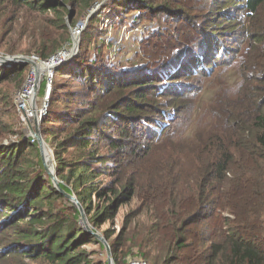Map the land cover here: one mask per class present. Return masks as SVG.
<instances>
[{
    "label": "trees",
    "instance_id": "1",
    "mask_svg": "<svg viewBox=\"0 0 264 264\" xmlns=\"http://www.w3.org/2000/svg\"><path fill=\"white\" fill-rule=\"evenodd\" d=\"M188 1L107 0L101 11L116 19L118 35L126 25L148 27L141 41L129 39L139 63L127 65L131 71L110 65L118 35L94 39L95 18L81 36L79 55L54 73L43 135H61L53 142L61 189L76 191L96 229L144 192L143 180L151 176L144 195L162 191L168 210L154 216L151 228L170 222L164 238H154V264H264V0ZM97 2L1 0L7 6L0 18L11 8L32 19L17 20L0 49L49 61L72 47L76 10ZM149 22L157 23L154 30ZM235 63H243L241 85L232 95L219 91L209 113L200 114L202 79ZM30 70L0 66V86L15 81L22 87ZM9 135L0 122V264H108L86 249L103 245L48 176L38 141L5 145ZM106 177L117 179L98 187ZM144 233L137 242L151 245ZM105 236L119 264L129 241ZM130 241L141 249L136 259L148 262L142 245Z\"/></svg>",
    "mask_w": 264,
    "mask_h": 264
},
{
    "label": "rangeland",
    "instance_id": "2",
    "mask_svg": "<svg viewBox=\"0 0 264 264\" xmlns=\"http://www.w3.org/2000/svg\"><path fill=\"white\" fill-rule=\"evenodd\" d=\"M1 1V0H0ZM103 1V2H102ZM104 2V0H99V2H97L95 5L97 4H102ZM192 6H193V2L194 0L188 1ZM205 0H199V5H204ZM95 5L89 10V11H78L76 10V15L74 18V21L77 22V25L83 24L85 25V28L87 29L89 24H91V22L98 17L97 21L95 22V24L93 25V32H95L96 37L94 39H98L97 35L100 34V41H102V34H103V38L106 41L111 40L112 38H114L116 35H118V29L115 27V22L116 19L113 20L111 22V25H109V27H105L104 25V12L101 11V8L99 9V11H97V13H95L94 17L90 20H88L89 14L93 12ZM6 5H1L0 4V8L2 7L3 9L5 8ZM194 12H196L194 10ZM199 14V11L196 12V15ZM101 17V19H99V17ZM32 19V16L27 14L24 11L21 12H13L10 8L9 13H6L2 18H0V41L2 39V37L4 38V40L6 39V37H9L11 32L14 30L15 28V22L17 20L22 21V24H24L25 22H29ZM71 22H70V26H71ZM156 22H149L147 23V25L150 27L151 30H154L156 27ZM75 28V27H74ZM143 28V27H141ZM85 29V31H86ZM133 29H131L129 27V25L124 26L123 28L120 29V35H118L117 39L115 40V43L113 45V47L111 46V56L113 61L110 65L113 66H117L119 67L122 71H131L130 69H132L131 67H127V65H132V64H137L139 63V57H137L138 52H135V47H134V43H131V40H126V37H133L134 34H132ZM19 35L18 37H20V34L23 33V31L18 32ZM102 33V34H101ZM83 35V34H82ZM186 43L185 46H189L186 41H184ZM5 46V45H3ZM27 45L24 44L23 48H26ZM73 48V47H70ZM81 48V47H80ZM117 49H122V53H118ZM81 50V49H80ZM5 49H0V55L4 54ZM63 55V57H61ZM60 57H58L56 60L48 63L50 66L54 65H60V63H63L64 61H67V58L69 56V54H62ZM79 55V54H78ZM4 56H11V55H6L4 54ZM127 59V60H126ZM145 59V58H144ZM128 60H130V62H128ZM146 60V59H145ZM147 61V60H146ZM241 61V60H239ZM122 62V64H121ZM243 63H235L232 67L233 68H224V67H219L217 69V71L215 72L214 75L209 76L206 79H202L205 82V89L202 91V93L199 95L201 96L199 98V96L197 97L198 101H197V108H198V112H200V114H208L210 109L213 107V104L215 102L216 99V95L219 93V91L222 90V92H224L225 90H228V94L232 95L234 93L235 90H237V88L241 85V74H240V66ZM26 66V65H23ZM28 66V65H27ZM30 66V65H29ZM14 67V66H13ZM31 69L34 68L32 66H30ZM63 67V66H61ZM12 68V67H9ZM67 76V74L65 75ZM66 78V77H64ZM40 81H41V86L42 84H46V80H45V72L41 73L40 75ZM234 84V85H232ZM22 86V85H21ZM22 87H18L16 85V82L13 81L10 84H5V85H1L0 86V122L1 124H5L6 126H8L9 130H10V135L7 136L4 139V144L8 145V144H14L18 141H20V139L22 138H26V139H31L35 138V131L37 129L36 126V120L38 118V109L41 108V105L43 104L44 101V96L46 94V90L47 88H43L42 86V90L40 89L39 93H38V100L35 98V117L33 118H28L24 115L23 112L19 111L18 108V104H17V97L19 94V91ZM71 89H77L76 86H71ZM67 91V88H64V90H61V92H65ZM49 107H48V111L50 109V99H49ZM32 106L30 100L27 102V107L30 108ZM48 116V114H47ZM47 116L44 119L47 118ZM43 120L41 122L40 125V130H41V134L43 135V130H44V123ZM201 126V124H200ZM193 132H196V127H194ZM54 134V133H53ZM50 135V137L43 135V138L45 140L46 143V147H47V157H44V162L45 164L48 163L49 164V171L53 172L55 175V178L57 180V182H59V184H61V180L58 177L57 174V169H58V157L55 151V145L53 144L55 138L59 137L60 134L56 135ZM65 136H62V138ZM180 137V134L178 137L174 138V140H177ZM61 138V135H60ZM52 139V142L49 140ZM158 142V140L155 141V143ZM32 144V142H31ZM163 150V147H161V152ZM43 159V158H42ZM48 174V172H47ZM48 176H50L48 174ZM51 177V176H50ZM117 178L114 177H106L103 182L102 185H98V187H105L106 184H110V183H114L116 182ZM99 182V181H98ZM152 184H154V181L151 179V176L144 178L143 180V185L144 188H146L143 192V189H140L139 193L132 199L131 202L129 203H121V205L119 206V209L117 210V212L115 214L114 217H111L106 223H102L103 225L96 229L94 227V225H92V223L90 222L89 218H90V214L87 211V209L83 208L82 204L78 201V197H77V193L76 191L72 188V197H74L80 204V209L83 211L84 216H85V220L86 223L84 222V220L82 219V216L80 218V222L81 225L83 226V228H85L86 231L88 230H92L94 231L97 235L105 238L107 240V237L105 236L106 233L108 235H112V240L118 241V240H122L124 241H129L127 243V247L125 248H120V263L119 264H130V262L133 263V261L138 260L136 258H140L139 256H137V251L141 252L140 247L134 245L133 243H131V238L133 237L135 242H137L139 240L138 236L140 233H144V236L147 237V239L149 241H151V245H149L145 240H142L140 238V243L143 247V250L146 251L151 258L148 259L150 262V264H154L153 259H156L157 256L159 255V253H157V251H155V249L153 248L154 246V238L156 237V235L163 237L167 234L168 232V227H169V223L167 221V223L163 224L161 222H158V227H156L155 229H152L151 227L154 226L153 222H157V220H155L156 215H159L160 213H162L163 211L168 213L167 210V204L165 205V200H164V196L159 192L156 195L150 196V195H144V193H148L150 190L149 187L147 186H151ZM142 191V192H141ZM111 197V196H110ZM109 197V198H110ZM95 205H101L102 202H99L98 199L96 197L93 198ZM75 206L76 204L74 202H72ZM76 208H78L76 206ZM79 210V208H78ZM80 211V210H79ZM172 213V210L170 211V214ZM232 219L233 217L230 216ZM149 224V227L146 229L147 224ZM137 230V232H135ZM151 230H155V233H149ZM135 232V233H134ZM148 232V233H146ZM130 239V240H129ZM102 245L103 243L100 242ZM108 245L110 246L108 240H107ZM111 247V246H110ZM86 249L90 252L94 254V257H99L101 258V260H103V262H105L106 260L108 261V255H107V251L105 246L103 245V247H101L98 244H89L86 246ZM112 249V253H113V248ZM135 250V251H134ZM128 251H134L135 252V259H131L134 257H131L130 259L128 258ZM93 255V254H92ZM113 259H114V255H113ZM114 263L116 264L115 260Z\"/></svg>",
    "mask_w": 264,
    "mask_h": 264
},
{
    "label": "built area",
    "instance_id": "3",
    "mask_svg": "<svg viewBox=\"0 0 264 264\" xmlns=\"http://www.w3.org/2000/svg\"><path fill=\"white\" fill-rule=\"evenodd\" d=\"M113 20H108L105 19L104 21V25L105 27H109V25H111V22ZM138 27L136 29H133L132 34H134V38H138V42L142 40L143 35L145 34V31L147 30V26H142ZM85 25L80 24L77 25L75 28L72 29V37H81L83 32L85 31ZM133 37H126L125 39L128 41L130 38ZM71 49H64L63 51L59 52L57 55L53 56L51 59L54 61L56 60L58 57H60L62 54H67L71 52ZM30 59H32V61H34L35 63L39 64L40 67H42V65L44 64H48L50 62L48 61H43L41 60L38 56H31L29 57ZM64 63V62H63ZM62 63H60L61 65ZM57 65V66H60ZM56 66H53L50 70L48 71H44V69L42 70V72H45V80H46V94L44 96V101L43 104L41 105V108L38 109V120L42 121L43 118H45L48 114V107H49V99H50V93L52 91V85H53V80H54V73L55 71H53V68H55ZM43 72V73H44ZM39 70L38 68H32L28 74V77L24 83V85L22 86V88L19 91L18 97H17V104H18V108L19 111L23 112L24 115L28 118H34L35 117V98L38 100L37 96L38 93L41 89V81H40V76H39ZM40 84V87H39ZM30 100L32 106L30 108L27 107V102ZM37 141V139L32 138L31 142L32 144H35ZM130 264H150L149 262L142 260V259H138L132 262H130Z\"/></svg>",
    "mask_w": 264,
    "mask_h": 264
},
{
    "label": "water",
    "instance_id": "4",
    "mask_svg": "<svg viewBox=\"0 0 264 264\" xmlns=\"http://www.w3.org/2000/svg\"><path fill=\"white\" fill-rule=\"evenodd\" d=\"M102 4H97L94 7V10L92 13L89 14L88 20L92 19L95 15V13H97V11H99V9L101 8ZM74 16V12L72 11V9L70 8V14L68 16V20L70 18H72ZM72 41H73V48L71 49L72 52V56L70 57V59H68L67 61H64V63H62L60 66H56L55 68H53V71H59V69L61 68V66H65L67 65L74 57L78 56V54L80 53V47H81V37H72ZM70 52V53H71ZM53 60L50 59L48 62H52ZM15 65H30L34 68H38L39 64L35 63L34 61H32V59H30L29 57L26 56H22V55H16V56H4V55H0V66L5 67V68H9V67H13ZM42 72L39 73V76L41 75ZM40 87V84H39ZM40 125H41V121H39L38 119L36 120V126L37 129L35 131V137L37 138L38 141V145L41 151V156H42V160H43V164L44 167L46 169V171L48 172V174L51 176V180L53 181V183L55 184V187L62 192L66 198L68 200H70L71 202H74L76 204V206L79 208L82 219L84 220V222L86 223L85 220V216L83 211L80 209V204L79 202L72 197L69 194H66L62 189L61 186L59 184V182H57L56 178H55V174L51 171H49V164L44 162V157H47L48 153H47V147H46V143L45 140L43 138V135L41 134V130H40ZM90 235H93L95 238H97L100 242L103 243V245L106 248L107 251V255H108V264H115L114 263V259H113V253H112V249L111 247L108 245L107 240L99 235H97L94 231L92 230H88L87 231Z\"/></svg>",
    "mask_w": 264,
    "mask_h": 264
},
{
    "label": "bare ground",
    "instance_id": "5",
    "mask_svg": "<svg viewBox=\"0 0 264 264\" xmlns=\"http://www.w3.org/2000/svg\"><path fill=\"white\" fill-rule=\"evenodd\" d=\"M68 54H69V56H68L67 60L70 59V57L72 56V52L68 53ZM61 57H63V55ZM53 66H55V64L52 66H50L49 64H44V65H42V67L39 66L38 70H39V72H42V70L44 69V71L46 72V71L50 70Z\"/></svg>",
    "mask_w": 264,
    "mask_h": 264
},
{
    "label": "clouds",
    "instance_id": "6",
    "mask_svg": "<svg viewBox=\"0 0 264 264\" xmlns=\"http://www.w3.org/2000/svg\"><path fill=\"white\" fill-rule=\"evenodd\" d=\"M104 3H105V2H104ZM104 3H103V4H104ZM102 6H103V5H102ZM102 6H101V7H102ZM72 47H73V45H72ZM61 68H62V67H61ZM61 68H60V69H61ZM55 72H56V71H55ZM51 92H52V91H51ZM50 95H51V93H50ZM41 122H42V121H41Z\"/></svg>",
    "mask_w": 264,
    "mask_h": 264
}]
</instances>
